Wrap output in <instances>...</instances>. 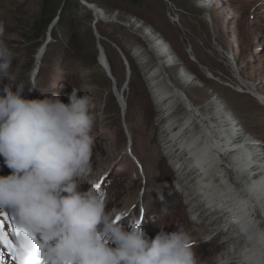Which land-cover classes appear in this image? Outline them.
Returning <instances> with one entry per match:
<instances>
[{"label": "rangeland", "instance_id": "obj_1", "mask_svg": "<svg viewBox=\"0 0 264 264\" xmlns=\"http://www.w3.org/2000/svg\"><path fill=\"white\" fill-rule=\"evenodd\" d=\"M0 23L16 57L0 95L6 84L14 91L23 84L26 99L55 93L67 104L74 89L93 96L91 178L107 192L106 209L140 218L150 238L161 226L165 232L182 228L200 264H216L224 249L217 238L200 242L202 225L187 216L172 162L162 152L146 65L134 54L151 55L148 43L167 42L174 55L167 73L184 94L203 112L211 111V100H221L243 130L264 142V103L248 91L264 97V0H211L208 8H197L195 0H0ZM180 70L191 82L179 77ZM10 172L0 157V176ZM89 188L85 182L79 190ZM0 211L6 223L17 219L13 209ZM118 223L128 230L126 218ZM8 239L16 241L10 231ZM10 255L0 240L3 264H14Z\"/></svg>", "mask_w": 264, "mask_h": 264}, {"label": "clouds", "instance_id": "obj_2", "mask_svg": "<svg viewBox=\"0 0 264 264\" xmlns=\"http://www.w3.org/2000/svg\"><path fill=\"white\" fill-rule=\"evenodd\" d=\"M210 5L211 0H195L197 8ZM5 37L0 23V82L12 79L16 58ZM23 90V84L15 91L6 84L0 95V157L11 170L0 176V209H13L23 229L14 243L16 264L34 259L42 264H200L182 228L165 232L161 226L150 238L140 218L106 209L107 192L91 178L97 140L93 96H78L74 89L65 104L55 93L26 99ZM85 182L90 188L80 191ZM122 218L128 230L118 223ZM216 264L226 261L218 257Z\"/></svg>", "mask_w": 264, "mask_h": 264}, {"label": "bare ground", "instance_id": "obj_3", "mask_svg": "<svg viewBox=\"0 0 264 264\" xmlns=\"http://www.w3.org/2000/svg\"><path fill=\"white\" fill-rule=\"evenodd\" d=\"M145 34L152 39L150 30ZM147 52L151 55L141 56L136 50L134 56L146 65L144 79L156 122L162 123V152L172 162L188 218L202 225L200 242L217 238L226 264H264V142L243 130L221 100H211V111L203 112L184 94L167 73L174 64L167 42L156 39ZM179 77L191 82L184 70ZM248 91L264 103L263 96Z\"/></svg>", "mask_w": 264, "mask_h": 264}, {"label": "snow or ice", "instance_id": "obj_4", "mask_svg": "<svg viewBox=\"0 0 264 264\" xmlns=\"http://www.w3.org/2000/svg\"><path fill=\"white\" fill-rule=\"evenodd\" d=\"M7 220V216L0 211V240H2L12 255L16 258V247L15 244L8 239V232L10 231L12 235L19 237L23 233V229L16 222L6 223ZM0 264H3L2 260H0ZM31 264H42V262L39 259H34L31 261Z\"/></svg>", "mask_w": 264, "mask_h": 264}]
</instances>
